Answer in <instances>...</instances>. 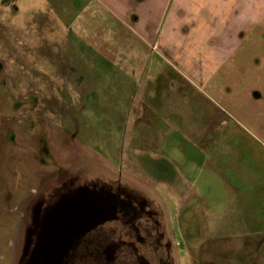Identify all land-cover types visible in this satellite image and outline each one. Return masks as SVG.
<instances>
[{
	"label": "rangeland",
	"instance_id": "obj_1",
	"mask_svg": "<svg viewBox=\"0 0 264 264\" xmlns=\"http://www.w3.org/2000/svg\"><path fill=\"white\" fill-rule=\"evenodd\" d=\"M44 1L0 0V264L23 262L25 243L32 244L27 227L38 201L48 208L61 197L75 198L82 206L84 196L92 194L100 205L99 223L109 220L103 212L110 206L107 203L121 201L137 217L136 230L138 221L147 219L141 224L144 230L162 231L166 260L158 262L162 246L156 241L140 244L134 237L128 241L119 236L122 250L116 253L121 257L142 264H155L151 259L158 264H264V247L241 244L245 239L234 232V220L221 218L217 204L208 207L192 201L197 187L158 179L148 154L127 151L129 138L119 136L110 151L98 152L110 140L96 135L106 129V121L100 120L102 125L90 121L98 130H85L83 121H70L75 114L74 90L53 73L54 67L48 66L51 59L43 53L62 26L49 25L35 15ZM253 33L242 45L238 69L220 97L226 132L222 134L221 127L216 141L225 152L219 155L224 157L227 179L247 201L244 208L260 212L264 204L258 202L256 207L254 198L264 193V19ZM65 107L59 120L58 110ZM170 192L176 200L168 198ZM94 200L88 210L97 212ZM159 205L166 217L159 215ZM119 224L132 227L124 219ZM85 230L77 233L72 226L67 237L81 238ZM242 235L249 239V234ZM53 245L63 251L66 244ZM98 245L101 250L109 244ZM55 255L59 257L58 251Z\"/></svg>",
	"mask_w": 264,
	"mask_h": 264
},
{
	"label": "crops",
	"instance_id": "obj_2",
	"mask_svg": "<svg viewBox=\"0 0 264 264\" xmlns=\"http://www.w3.org/2000/svg\"><path fill=\"white\" fill-rule=\"evenodd\" d=\"M35 15L62 26L43 53L74 90L70 121L85 122V130L106 121L96 135L110 140L97 151L129 138L127 151L148 154L158 179L197 187L194 203L217 204L241 244L264 247V211L244 208L216 141L221 127L226 132L220 97L264 19V0H46ZM58 111L61 120L67 108ZM254 201L264 204V193ZM158 212L166 217L161 205Z\"/></svg>",
	"mask_w": 264,
	"mask_h": 264
},
{
	"label": "flooded vegetation",
	"instance_id": "obj_3",
	"mask_svg": "<svg viewBox=\"0 0 264 264\" xmlns=\"http://www.w3.org/2000/svg\"><path fill=\"white\" fill-rule=\"evenodd\" d=\"M91 201L92 200H90V202ZM125 205L126 203L118 201L116 211L113 215L110 209L113 207L111 202L110 208L104 214L109 220L99 223L98 212L95 214L93 208L90 210L82 209L80 202L75 198L65 200V198L61 197L60 201H58L55 206L51 204L47 206L48 208L38 201L37 205L33 208L32 220L27 227V230L32 233V244L30 242L25 243L28 245L25 246V251L22 255L24 260L23 262H19V264H34L37 262V250L40 249L41 244H47L45 243L48 233L45 231L46 227H50V233L54 230H60L62 235L65 234L61 238H65L66 241L60 244L66 245L63 251L58 250L59 257H57L56 264H142L141 261L136 258L121 257L120 253H116V249L118 251L122 250V247L118 246V244H123L119 239L121 234L125 235L122 236L124 240L134 237V240L139 241L140 244H150L151 241H156L157 244H161L162 246V254L160 253L158 255V262H160L161 259L166 260V256L163 255L164 245L162 244L164 243L161 242L160 232L156 230L147 232L144 230L141 224L148 222L147 219L143 222L139 220V231L136 230L134 228L135 221L133 218L137 219V217L133 215V212H130V208H127ZM77 207H79V209ZM73 213H75V216H73L75 219L72 220L75 223L73 225L74 230L77 233H81L84 228H86V230L84 236L82 235L83 237L81 236V238L70 240V237H67V231H70L68 223L72 221H68L67 217L71 216ZM93 218L95 219L93 220ZM112 219H115L114 222H112ZM122 219L132 224V227L130 226L128 229L119 224ZM122 228L125 230H122ZM130 231H133L135 236L132 235ZM102 232H105V235H101ZM98 244H109L106 245L108 249L103 245L101 250H99ZM55 253L53 255H55ZM151 260L155 264H158L156 260Z\"/></svg>",
	"mask_w": 264,
	"mask_h": 264
},
{
	"label": "water",
	"instance_id": "obj_4",
	"mask_svg": "<svg viewBox=\"0 0 264 264\" xmlns=\"http://www.w3.org/2000/svg\"><path fill=\"white\" fill-rule=\"evenodd\" d=\"M95 196H96L95 194H92L90 196H84L85 198H83V199L85 200V204H82L81 208L83 207L82 209L88 210L90 207H92L90 200H92V199L94 200V197ZM114 201H116V200H114ZM95 202H96V210H97V212L99 214V212H100V205H99L98 201H95ZM108 204L111 205L110 204V201L108 202ZM117 205H118V203H114L112 208H110V206H109V208L112 209L111 210V214H113L116 211ZM68 208H69V206H68ZM77 208L79 209V207H77ZM108 209H103L104 214L108 211ZM97 212H94V213L96 214ZM72 217L68 216L67 217V220L68 221H72V220H70ZM98 217H99V215H98ZM74 224H75L74 221L68 223V225H69L68 228L71 229V227ZM45 231L48 232L47 233V236H46V240H47L48 243L47 244H41L40 249L37 250L36 257L39 256L38 258L40 260L37 261L36 263L37 264H56V262H57V256L58 255H56V257H55V255H53V254L55 253V251H58V248L57 247H54L53 244H60L61 242H64L63 241V238H61V237L64 236L65 234L62 235L61 232H60V230L59 231L58 230H54V231H52L50 233V231H51L50 230V227H46ZM68 232L69 231H67V234H68ZM84 234H85V232H84ZM55 235H57L58 237H54ZM74 239H75L74 237H72V236L70 237V240H74ZM50 244H52L53 247H51ZM25 246H24L23 254H24V251H25Z\"/></svg>",
	"mask_w": 264,
	"mask_h": 264
}]
</instances>
